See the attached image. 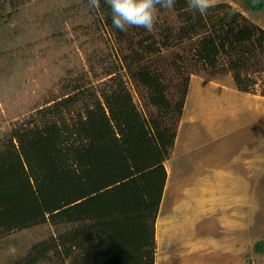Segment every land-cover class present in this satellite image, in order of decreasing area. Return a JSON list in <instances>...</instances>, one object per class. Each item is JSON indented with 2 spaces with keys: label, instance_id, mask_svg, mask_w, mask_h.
<instances>
[{
  "label": "rangeland",
  "instance_id": "1",
  "mask_svg": "<svg viewBox=\"0 0 264 264\" xmlns=\"http://www.w3.org/2000/svg\"><path fill=\"white\" fill-rule=\"evenodd\" d=\"M232 12L264 30V13L242 0H0V264H72L117 225L149 228L165 204L178 221L186 199L175 193L201 198L207 215L166 231L154 220V264H264L260 84L237 91L227 58L207 67L192 46ZM190 27L201 33L182 39ZM140 41L160 50L134 64ZM138 66L160 74L163 110L135 81ZM91 96L107 117L79 123ZM61 101L65 125L52 113ZM48 121L56 127H39ZM177 137L192 142L175 149ZM164 163L189 182L169 184ZM121 208L140 213L109 212Z\"/></svg>",
  "mask_w": 264,
  "mask_h": 264
},
{
  "label": "trees",
  "instance_id": "2",
  "mask_svg": "<svg viewBox=\"0 0 264 264\" xmlns=\"http://www.w3.org/2000/svg\"><path fill=\"white\" fill-rule=\"evenodd\" d=\"M148 2H150V0H144V3ZM242 2L247 11L264 13V0H242ZM131 8L132 7H130L129 10ZM243 20L240 14L232 12L231 16L226 19V21L224 20V22L221 23L215 21L216 25L213 27V35H205L195 46L192 45L193 53L198 56V60H200L203 65L211 68L216 67L215 60L219 55L227 58V69L232 73L237 91L251 94L256 92L258 89L256 86L260 84L259 94L264 97V68L260 66L262 63L256 62V59L258 60L256 54L258 55L261 51L264 52V30L254 25L250 26L247 23L242 25L241 21ZM199 32L200 30H195L190 27L187 32L182 33L181 38L191 40L193 37L197 36ZM169 42L170 41L166 39L162 46L167 47ZM142 45L143 41H140L138 43L139 49L134 51L137 58L134 64H141L142 58L145 59L146 56H151L158 53V50H160V47L157 48L155 45L152 47L150 45ZM251 62H253V64H251ZM134 76L135 81L148 90L149 103L157 109L163 110L168 102L164 99L166 87L161 83L160 74L148 67L138 66ZM117 87L113 95L107 96L106 93H103L106 108H109L112 100L125 89L121 80L118 82ZM91 97L94 98V107L88 105L83 107V115L80 114L77 119L79 123L96 125L107 117L104 111V105L101 101L94 96ZM65 103L64 101L57 103L53 108L55 109L54 112H52L55 114L54 118L61 121V125L66 124L64 114L67 113L69 115L72 111L69 108V103ZM182 104L183 99L181 98V101L177 105L178 114H180ZM64 109L66 112L62 113ZM55 124L56 121H48V123L46 122L39 127L43 126V129L54 128L56 127ZM109 212L127 218L132 214L136 215L138 212L140 213V210L136 208H121ZM107 213L108 212H104L102 214L103 217H106L108 215ZM79 218L80 217L74 218L69 221L74 222ZM154 220L155 213H153L151 217V226L149 228L142 225L128 231L125 228L126 226L118 228L119 225H117L115 227L116 231L111 236V239L107 238L101 240L96 250H85L83 252V257L76 259L72 264H108L113 260H115V264H154ZM20 223L27 224L28 222L21 221ZM255 251L262 253L264 251V244L258 242L255 245ZM118 258H121V260H118Z\"/></svg>",
  "mask_w": 264,
  "mask_h": 264
},
{
  "label": "crops",
  "instance_id": "3",
  "mask_svg": "<svg viewBox=\"0 0 264 264\" xmlns=\"http://www.w3.org/2000/svg\"><path fill=\"white\" fill-rule=\"evenodd\" d=\"M178 137L175 140V143L173 145V148L178 149L179 147H184V148L187 149L189 147L190 141L192 142L191 138L189 139V141L187 139V140H182V141L180 140L181 141L180 142L179 139H178ZM203 141H205V140H202L201 142H203ZM190 150H192V149H190ZM175 154H179V153H175ZM174 161L177 163L176 160H174ZM170 162H172V161H170ZM174 165H176V164L173 163V164H169L168 166L166 165V163L163 164V166L165 168V173L167 175L166 176V180H168L167 182H169V184H171V183L172 184L173 183H177L178 185H179V183L189 182L187 180V178H186L187 175L183 174L182 176H178L180 172L176 174L177 168L174 167ZM198 166H200V164H198ZM185 173H186V171H185ZM188 173H190V172H188ZM173 175H175V176H173ZM196 181H197V186L196 187H198L200 189L202 187V185H203L202 184L203 182L197 180V178H196ZM192 184L195 185V181L192 180ZM177 190H179V189H177ZM177 193H179V192H177ZM193 194H194V187H193ZM175 195H176V193L173 196L174 197L173 199L175 200V202L178 199H180V200L186 199L185 202L183 204H181L180 206H178V207H177L176 203H174L175 206H176V209H177V213L176 214H178L177 215L178 221H176V220L173 219V217H174L173 215L168 214V209H167V206L165 204V206L162 207L161 211L158 212L159 213L158 214V217L157 218L155 217L156 218L155 219L156 220V223H157V225H159V227H161V229H162V227H164V229L166 231V227H168L170 224H171V227H172L174 221L176 223H178L179 225L180 224H183L184 225V223H188V222L192 221L193 218H203L205 215H207V209H208V207L207 206H204L201 198L198 197L199 199H195L194 198V195H193V198L192 197H187V198H183L182 197V198H179V196H175ZM198 195H200V193ZM192 205H196L195 206V209L196 210L190 208V206H192ZM180 216H181V218H180Z\"/></svg>",
  "mask_w": 264,
  "mask_h": 264
}]
</instances>
